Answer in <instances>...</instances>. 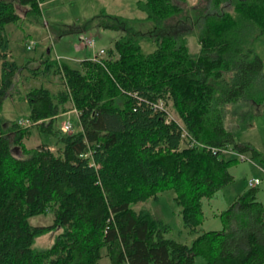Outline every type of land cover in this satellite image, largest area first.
<instances>
[{
	"label": "trees",
	"instance_id": "trees-1",
	"mask_svg": "<svg viewBox=\"0 0 264 264\" xmlns=\"http://www.w3.org/2000/svg\"><path fill=\"white\" fill-rule=\"evenodd\" d=\"M43 2L0 0V264H100L103 250L111 264H264L259 186L214 214L221 229L191 243L168 236L171 226L152 209L135 207L172 189L184 226L194 231L204 221V201L234 180L230 167L239 158L225 150L264 161L239 139L247 120L240 116L237 128L226 123L244 101L264 111V0H210L197 53L190 31L173 23L186 10L182 0H138L142 18L102 10L97 25L123 32L105 56L75 67L49 49L31 67L36 58H12L7 26L40 17ZM143 40L155 45L150 54ZM25 68L62 77L57 90L40 85L26 92V118L57 137L56 150L47 142L28 147L30 126L1 114ZM169 100L182 123L167 118L162 103ZM68 102L81 128L61 133L55 122ZM48 211L52 223H30ZM54 228L60 231L53 244L36 248V238Z\"/></svg>",
	"mask_w": 264,
	"mask_h": 264
},
{
	"label": "rangeland",
	"instance_id": "rangeland-1",
	"mask_svg": "<svg viewBox=\"0 0 264 264\" xmlns=\"http://www.w3.org/2000/svg\"><path fill=\"white\" fill-rule=\"evenodd\" d=\"M138 0H44L42 4V15L40 17L26 18L17 23H10L7 26L10 37V45L13 58L18 63H26L28 59L36 58L31 62V67L40 65L42 53L50 49V56L56 58L58 55L62 60L67 61L72 66L78 67V57L86 58L95 50L105 46L106 52L114 43V40L120 37L123 32L103 28L97 25L98 15L105 10L109 14L123 15L129 18H142L145 13L137 6ZM185 2L186 10L183 15L173 20L177 26L190 31L188 33L189 47L191 52L197 53L200 50L198 42V33L202 14L207 10L210 0H182ZM77 27L78 30L62 34V31L69 27ZM176 28V27H175ZM93 37L96 39V46L86 47L80 42V36ZM33 47L27 48V44ZM81 45L80 51L76 49V45ZM145 53L150 54L154 51L155 45L147 40L141 42ZM106 53L103 55L105 56ZM45 85L52 90L62 87V77L59 74H50L43 76L42 74L32 75L27 68L17 74L15 86L11 95L4 99L2 116L7 121L19 120L26 118L30 112V106L26 99V92L32 86ZM162 105L167 110V118L175 119L179 123L181 119L178 112L169 100ZM70 108L67 113H60L55 128L60 129L65 119L70 118L73 127L71 132L81 128L79 124V112L72 108V103H67ZM252 117H250V115ZM242 116L249 123L239 134L242 142H249L258 148L264 156V111L261 106L250 101L242 102L238 111L231 112L226 116V123L232 128H237V120ZM249 117L251 120H249ZM30 132L24 137V141L28 147H34L47 142L54 150L57 149L59 143L57 137L50 136L40 131L32 123ZM61 133H64L61 131ZM11 138L13 134H10ZM185 144V143H183ZM16 153H20L17 147L14 148ZM232 152L226 151L229 155ZM233 155V154H232ZM247 155V156H246ZM236 156V155H233ZM246 159H240L230 167V172L234 176V180L220 189L214 198L204 201V221L196 230H190L184 226L181 214V206L177 205L173 199L175 192L167 189L158 193L156 199L150 198L145 202L135 205L139 208L146 206L153 210L157 218L162 219L171 226V231L167 235L185 243H191L192 239L200 233L207 230L221 229L223 223L220 217L211 215L210 212L214 208L225 209L233 200L242 193L247 187L249 178L258 177L261 179L259 186V199L264 202V161L251 157L250 153H245ZM216 211V209H215ZM214 211V212H215ZM218 212H215L216 214ZM53 212L48 211L30 217V223L33 225H47L53 222ZM60 228H54L38 236L34 242L36 248H46L53 244L59 233ZM104 256L100 259V264H111L110 258ZM198 264H203L202 260H198Z\"/></svg>",
	"mask_w": 264,
	"mask_h": 264
},
{
	"label": "built area",
	"instance_id": "built-area-1",
	"mask_svg": "<svg viewBox=\"0 0 264 264\" xmlns=\"http://www.w3.org/2000/svg\"><path fill=\"white\" fill-rule=\"evenodd\" d=\"M80 42H82L83 46H86V47L94 48L96 46V39L95 38L87 37V36H84L82 34L80 36ZM31 47H33V42H32V44H27L28 49H30ZM105 53H106V49L104 47H101V48L97 49L96 51H94L92 56L89 58L94 59V60H99L101 57H103V55ZM56 58L58 60H61V57L59 55ZM19 123L22 125H29L32 122L28 118H24V119L19 120ZM60 129L62 131H69L72 129V122H71L70 118L64 120L63 124L60 126ZM225 151L232 152L231 154H236L239 159L244 160L247 158L246 157L247 155L245 156V153H237L234 150H230V149H227ZM260 182H261L260 178L254 177V178H249L247 183H248V187H252V186H257Z\"/></svg>",
	"mask_w": 264,
	"mask_h": 264
},
{
	"label": "crops",
	"instance_id": "crops-1",
	"mask_svg": "<svg viewBox=\"0 0 264 264\" xmlns=\"http://www.w3.org/2000/svg\"><path fill=\"white\" fill-rule=\"evenodd\" d=\"M80 46H81L80 44H79V45H76V49H78V51H80V48H79ZM102 47L105 48V46H102ZM100 48H101V47H100ZM48 50H49V49H48ZM95 51H96V50H95ZM11 54H12V49H11ZM42 54H43V53H42ZM92 54H93V53H91V54H90L89 56H87L86 58L91 57ZM12 58H13V54H12ZM82 59H84V57H78V59H76V60L80 62ZM65 113H67V112H65ZM63 114H64V113H63ZM247 187H248V183H247ZM247 187H246V188H247ZM246 188H245V189H246ZM258 198H259V192H258ZM211 200H212V199H211ZM211 200H209V201H211ZM210 206H213V208H212L211 211H210V212L212 213L211 215H214L215 212H219V211L221 210V209H219V207H218V208H214V205H213V204H212V205L210 204ZM215 209H216V211H215ZM204 210H205V209H204ZM214 211H215V212H214ZM215 216H216V215H215ZM194 238H195V237H194ZM194 238H193V239H194ZM193 239H192V240H193Z\"/></svg>",
	"mask_w": 264,
	"mask_h": 264
},
{
	"label": "bare ground",
	"instance_id": "bare-ground-1",
	"mask_svg": "<svg viewBox=\"0 0 264 264\" xmlns=\"http://www.w3.org/2000/svg\"><path fill=\"white\" fill-rule=\"evenodd\" d=\"M72 127H73V124H72ZM71 130H72V129H71ZM71 130H69V131H62V130H61V131L64 132V133H67V132H70Z\"/></svg>",
	"mask_w": 264,
	"mask_h": 264
}]
</instances>
